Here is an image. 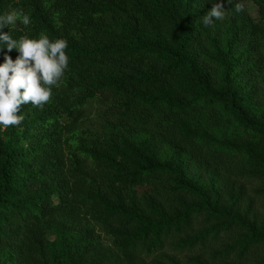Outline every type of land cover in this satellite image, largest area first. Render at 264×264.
<instances>
[{"label": "trees", "instance_id": "obj_1", "mask_svg": "<svg viewBox=\"0 0 264 264\" xmlns=\"http://www.w3.org/2000/svg\"><path fill=\"white\" fill-rule=\"evenodd\" d=\"M213 2L0 0L70 56L0 128V264H264V0Z\"/></svg>", "mask_w": 264, "mask_h": 264}, {"label": "clouds", "instance_id": "obj_2", "mask_svg": "<svg viewBox=\"0 0 264 264\" xmlns=\"http://www.w3.org/2000/svg\"><path fill=\"white\" fill-rule=\"evenodd\" d=\"M244 10L243 3L235 4L234 14ZM225 13L224 0L213 2L212 9L202 19L203 27L223 20ZM32 23L30 14L22 8H12L0 14V54L5 50L18 53L15 60L4 54V62L0 63V128L19 126L24 117L18 113L24 105L30 103L33 108L42 109L50 101L53 87L58 86L69 67L67 40L50 39L43 31L34 39L28 35L19 39L12 37L14 26L22 25L30 31ZM5 28L9 31L5 32Z\"/></svg>", "mask_w": 264, "mask_h": 264}, {"label": "rangeland", "instance_id": "obj_3", "mask_svg": "<svg viewBox=\"0 0 264 264\" xmlns=\"http://www.w3.org/2000/svg\"><path fill=\"white\" fill-rule=\"evenodd\" d=\"M254 16H255V12H253Z\"/></svg>", "mask_w": 264, "mask_h": 264}]
</instances>
